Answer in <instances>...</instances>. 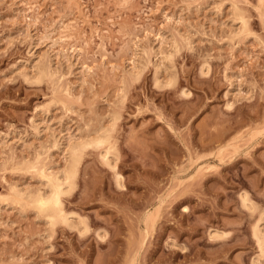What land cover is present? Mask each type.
Instances as JSON below:
<instances>
[{
  "label": "rangeland",
  "instance_id": "rangeland-1",
  "mask_svg": "<svg viewBox=\"0 0 264 264\" xmlns=\"http://www.w3.org/2000/svg\"><path fill=\"white\" fill-rule=\"evenodd\" d=\"M98 135L71 225L15 200ZM256 225L264 0H0V264H264Z\"/></svg>",
  "mask_w": 264,
  "mask_h": 264
},
{
  "label": "bare ground",
  "instance_id": "bare-ground-1",
  "mask_svg": "<svg viewBox=\"0 0 264 264\" xmlns=\"http://www.w3.org/2000/svg\"><path fill=\"white\" fill-rule=\"evenodd\" d=\"M239 18H241V20H242L243 17L241 16ZM242 26H243L242 27L243 29L244 28L246 29V27H245L246 23L245 22H242ZM43 72L46 73L47 71L44 70ZM45 73H44V75H47ZM48 74L51 75V73H48ZM106 141H109V140H107L103 136L98 135L97 137L94 136L93 138L90 137L89 139L84 138V139L76 141V142H71V143L69 142L68 147L65 150L66 151L65 166H63V168H61V170L58 169L55 172L48 171L47 173H45V170L47 171V169L42 168V170H44V171H42V170H40L41 167L39 168V170L42 171V173L40 172L41 173L40 177H42V179L45 180V181H43L44 182L43 185H45L46 188L43 191L39 190L36 193L33 192L32 193L33 195L30 194L26 198L21 197L23 194L18 192V190L17 191L12 190L13 194L15 193L14 197L17 196L15 198V200L16 201L19 200L18 202H20L21 204L22 203H24V204L30 203L32 205V207H34V209L37 210V213H40V215L43 214L44 217L46 216L45 218L47 220H49L48 223L49 224L51 223L52 224L51 226L55 225L56 221H57V223H58V221L59 222L62 221V223H66L67 225H68V223H70V225H71V222L67 216L68 214L66 215L65 212H63L61 197H62V195L66 194L71 189V187H73V184L75 183L74 179H75L76 173H78L77 168H78V165H80L79 162L81 161L80 159H81L83 148L85 146L87 147L89 144L92 145V143L93 144L95 143L96 145H98V144L103 145L102 142H106ZM109 149L110 148H107V149L105 148L104 154L101 155V157L104 158L105 161L104 160L103 161L105 162V164L107 163L109 166L112 165L111 167H113V169H114L116 166L115 165L116 159L113 158L114 159L113 160L111 158V160H113V161L110 163V161H111L110 160V157H111L110 151L111 150H109ZM31 165H33V164H31ZM33 167H39V166H33ZM39 170L37 168V171H39ZM38 174H39V172H38ZM115 178H116L115 182H116L117 186L121 188L123 186V183L121 182V176H119L117 174V177H115ZM25 194H27V193H25ZM242 197L241 198H242V203H243L247 198L244 197V195ZM21 198H23L25 201H23ZM26 199L29 200L28 203H25ZM246 201H247L246 203H248V200H246ZM244 204L245 203H243V206H246ZM246 207H249V205H247ZM85 228H87V226ZM217 233L210 234V235L212 237L214 236V238H215V236L220 235V233L219 234H217ZM254 235H255V239L257 241V244L259 245V249L261 250L260 252L261 253L263 252V254H264V234L262 233V231H260V229L258 228L257 225L254 228Z\"/></svg>",
  "mask_w": 264,
  "mask_h": 264
}]
</instances>
